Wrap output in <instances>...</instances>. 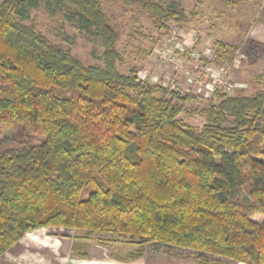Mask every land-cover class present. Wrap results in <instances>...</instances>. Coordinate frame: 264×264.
<instances>
[{
	"label": "trees",
	"instance_id": "trees-1",
	"mask_svg": "<svg viewBox=\"0 0 264 264\" xmlns=\"http://www.w3.org/2000/svg\"><path fill=\"white\" fill-rule=\"evenodd\" d=\"M59 1L100 40L101 65L23 23ZM118 1L156 22L184 18L153 0ZM117 42L97 0H0V258L56 228L129 237L135 259L160 244L201 253L199 264H264V222L254 221L264 218V91H216L194 129L181 105L202 98L121 73ZM215 49L218 60L234 51Z\"/></svg>",
	"mask_w": 264,
	"mask_h": 264
},
{
	"label": "rangeland",
	"instance_id": "rangeland-1",
	"mask_svg": "<svg viewBox=\"0 0 264 264\" xmlns=\"http://www.w3.org/2000/svg\"><path fill=\"white\" fill-rule=\"evenodd\" d=\"M97 1L117 32L116 50L123 57L119 65L121 73L128 74L135 68L139 77L149 83L202 98L181 105L184 113L179 119L185 125L201 130L207 124L202 111L210 107L216 91L234 96L264 91V46L248 38L251 26L264 18V0H153L184 17L180 21L161 23L137 6H125L118 0ZM75 12L65 2L59 1L50 7L41 3L29 12L28 20L23 23L60 49L69 51L85 66L101 65L104 48L93 32L86 30L85 24L75 17ZM217 42L234 48L226 60L212 59ZM233 122L229 119L227 126H233ZM3 134L11 137L13 133L3 128ZM243 201L248 199L244 197ZM254 221L263 223L264 218L257 216ZM78 232L91 245L106 248L100 251L116 260L128 258L130 261L140 250L132 247L136 243L129 237ZM147 248L163 256L158 258V263L150 264H199L198 258L204 257L193 250L160 244ZM205 257L221 264L227 260L212 255Z\"/></svg>",
	"mask_w": 264,
	"mask_h": 264
},
{
	"label": "crops",
	"instance_id": "crops-1",
	"mask_svg": "<svg viewBox=\"0 0 264 264\" xmlns=\"http://www.w3.org/2000/svg\"><path fill=\"white\" fill-rule=\"evenodd\" d=\"M248 38L264 46V18L256 20L251 26ZM153 245H146L144 257L134 258L130 261L127 258L122 261L111 258L110 255L106 256L100 251V249L106 250V248L91 245L88 239L80 237L78 231L42 228L30 232L22 238L0 258V264H150L157 262L159 257H163L162 254L157 256L158 251L155 254L147 248ZM132 247L140 249L137 244ZM222 264L243 263L224 260Z\"/></svg>",
	"mask_w": 264,
	"mask_h": 264
},
{
	"label": "built area",
	"instance_id": "built-area-1",
	"mask_svg": "<svg viewBox=\"0 0 264 264\" xmlns=\"http://www.w3.org/2000/svg\"><path fill=\"white\" fill-rule=\"evenodd\" d=\"M212 59H214L215 57H217V53H216V49H213V51H212ZM237 61H235V65H237ZM172 90V89H171ZM172 91H174V90H172Z\"/></svg>",
	"mask_w": 264,
	"mask_h": 264
}]
</instances>
